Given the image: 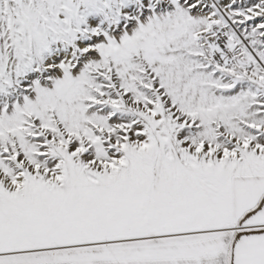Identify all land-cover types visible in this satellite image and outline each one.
<instances>
[{
    "label": "rangeland",
    "instance_id": "rangeland-1",
    "mask_svg": "<svg viewBox=\"0 0 264 264\" xmlns=\"http://www.w3.org/2000/svg\"><path fill=\"white\" fill-rule=\"evenodd\" d=\"M235 171L264 0H0V264H229Z\"/></svg>",
    "mask_w": 264,
    "mask_h": 264
},
{
    "label": "crops",
    "instance_id": "crops-1",
    "mask_svg": "<svg viewBox=\"0 0 264 264\" xmlns=\"http://www.w3.org/2000/svg\"><path fill=\"white\" fill-rule=\"evenodd\" d=\"M230 213L236 227L229 264H264V174L231 181Z\"/></svg>",
    "mask_w": 264,
    "mask_h": 264
},
{
    "label": "bare ground",
    "instance_id": "bare-ground-1",
    "mask_svg": "<svg viewBox=\"0 0 264 264\" xmlns=\"http://www.w3.org/2000/svg\"><path fill=\"white\" fill-rule=\"evenodd\" d=\"M222 43L224 42L223 41V38H221V40H220ZM224 46V45H223ZM238 170V169H237ZM229 171V170H228ZM227 171V172H228ZM229 173V172H228ZM232 173V172H231ZM230 174V173H229ZM242 174H244V173H241V172H239V171H235V172H233V174H231V176H232V179L234 178V177H238V176H241ZM246 174V173H245ZM231 179V178H230ZM161 219V218H160Z\"/></svg>",
    "mask_w": 264,
    "mask_h": 264
}]
</instances>
